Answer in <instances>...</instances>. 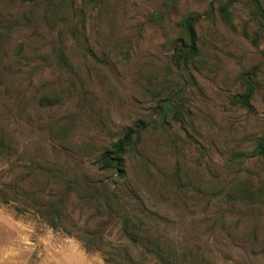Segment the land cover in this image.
<instances>
[{
    "label": "rangeland",
    "instance_id": "374dc122",
    "mask_svg": "<svg viewBox=\"0 0 264 264\" xmlns=\"http://www.w3.org/2000/svg\"><path fill=\"white\" fill-rule=\"evenodd\" d=\"M218 1L0 0V264H106L98 240L158 264L118 208L185 264H264V0ZM135 125L123 178L100 171Z\"/></svg>",
    "mask_w": 264,
    "mask_h": 264
},
{
    "label": "trees",
    "instance_id": "16d2710c",
    "mask_svg": "<svg viewBox=\"0 0 264 264\" xmlns=\"http://www.w3.org/2000/svg\"><path fill=\"white\" fill-rule=\"evenodd\" d=\"M238 0H219L218 11L222 19L226 22H229V8ZM257 2L258 0H254ZM198 22L197 17L189 16L182 21V26L186 34V41L180 40V45L176 47V60L178 64L182 63L187 65L189 62H195L194 57L198 53V48L196 46L197 34L195 30V24ZM251 90L246 95L238 96V101L244 105H247L248 99L250 98ZM138 126L135 125L133 128H129L124 133L123 137L119 139L114 145L112 150H107L102 153L99 159L96 161L99 165L98 169L100 171L116 170L118 177L123 178V154L132 149L134 144L139 142V133L136 130ZM253 154L257 156L264 157V138H260L253 150ZM84 182H89L84 180ZM88 184V183H87ZM99 188V187H98ZM112 198L118 199L115 192H112ZM1 202L3 204H8L9 200L7 197L2 198ZM113 202V200H109ZM111 208V205L109 206ZM118 208L115 210L116 216L119 217L121 223V232L127 240L134 247L140 249V253L145 260L146 257H151L155 259L158 264H185L184 259L178 260L175 253L170 248H164L163 244L159 241L158 238L154 237L153 234L145 227L144 223L139 220L137 217H134ZM19 212V210L17 209ZM57 213L55 207L48 211V214ZM50 228L57 229L55 222L51 221L49 223ZM96 235V234H95ZM95 235H91V238H96ZM95 244L94 242L86 245L85 249L88 251L91 246ZM98 244H101V241L98 240L95 244V249L102 253L104 256V263L106 264H140L138 259H135L131 256L128 249L124 250L123 254L120 256V259H111L106 257V253L103 249L100 248ZM94 248V247H93ZM205 262V261H203Z\"/></svg>",
    "mask_w": 264,
    "mask_h": 264
}]
</instances>
